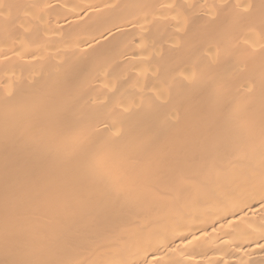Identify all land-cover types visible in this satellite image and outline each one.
<instances>
[{
  "label": "bare ground",
  "instance_id": "bare-ground-1",
  "mask_svg": "<svg viewBox=\"0 0 264 264\" xmlns=\"http://www.w3.org/2000/svg\"><path fill=\"white\" fill-rule=\"evenodd\" d=\"M0 264H264V0H0Z\"/></svg>",
  "mask_w": 264,
  "mask_h": 264
}]
</instances>
